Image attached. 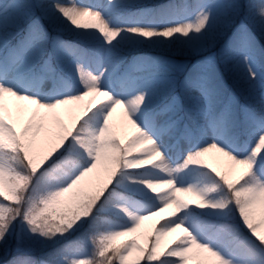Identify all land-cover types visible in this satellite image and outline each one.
I'll list each match as a JSON object with an SVG mask.
<instances>
[{"label": "snow or ice", "instance_id": "6c2138e0", "mask_svg": "<svg viewBox=\"0 0 264 264\" xmlns=\"http://www.w3.org/2000/svg\"><path fill=\"white\" fill-rule=\"evenodd\" d=\"M0 264H264V0H0Z\"/></svg>", "mask_w": 264, "mask_h": 264}, {"label": "rangeland", "instance_id": "374dc122", "mask_svg": "<svg viewBox=\"0 0 264 264\" xmlns=\"http://www.w3.org/2000/svg\"><path fill=\"white\" fill-rule=\"evenodd\" d=\"M100 99H102V97H97V101H99ZM112 119H113V122L117 126L120 125V122L122 120V112H121L120 108H117L116 112H114ZM131 133H132V130L130 128L122 129V135H124L125 137L128 135H131ZM204 159H205V163L208 165L216 167L221 171H230L232 178H235L236 176L239 175L240 168L237 166L234 170H229V168H228L229 162H228L227 158L222 156L220 153H217L215 151L210 152V153L206 154ZM164 190H166L165 187H161L158 189V191H164ZM174 208H175V206L170 204L169 207L166 208L163 212L159 213L158 216L152 217L149 220H146L144 222V225L142 226L141 231H143V229L145 227L153 226L156 223V221H160L163 218L169 217L171 215V213L174 211ZM180 234H181L180 230H177L174 233H169L166 237L163 238V242L168 243L171 240H173L175 237L179 236ZM121 239H124V238H121Z\"/></svg>", "mask_w": 264, "mask_h": 264}]
</instances>
